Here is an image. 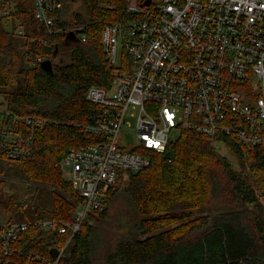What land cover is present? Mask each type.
I'll list each match as a JSON object with an SVG mask.
<instances>
[{
	"label": "trees",
	"instance_id": "obj_1",
	"mask_svg": "<svg viewBox=\"0 0 264 264\" xmlns=\"http://www.w3.org/2000/svg\"><path fill=\"white\" fill-rule=\"evenodd\" d=\"M0 2L15 4L11 17L0 19V97L5 96L0 107L46 122L34 133L31 157L14 162L0 150V162L16 165L30 182L53 188L52 207L29 214L24 199H2L5 183L0 180V212L9 216L6 223L29 225L12 248V264L53 263L59 250L63 253L58 264H264V207L249 179L206 138L189 131L180 132L163 154L145 152L149 168L121 173L104 197L102 209L88 213L91 220H106L110 204L123 188L136 218L132 226L136 237L118 241L109 252L102 249L97 232L86 220L72 238L45 231L40 222L75 220L80 199L59 164L70 150L98 142L84 131L99 113L86 96L91 88L109 89L112 84L114 69L108 65L100 36L107 24L119 21L122 6L104 11L98 6L115 3L59 0L63 8L57 13V28L83 27L87 34L85 43H69L66 34L48 36L34 18L31 0ZM79 4L85 15L70 12ZM18 23L25 32L23 48L14 44L19 37L12 32ZM45 61H51V72L42 68ZM12 121L0 115V124L11 126ZM225 142L236 162L248 167L264 196V149H248L232 136ZM213 203L221 208L216 215L169 229Z\"/></svg>",
	"mask_w": 264,
	"mask_h": 264
},
{
	"label": "built area",
	"instance_id": "obj_2",
	"mask_svg": "<svg viewBox=\"0 0 264 264\" xmlns=\"http://www.w3.org/2000/svg\"><path fill=\"white\" fill-rule=\"evenodd\" d=\"M31 1L49 37L87 41L83 27L57 28L59 0ZM111 1L98 8L122 6L119 21L100 36L114 78L109 89L94 87L86 96L99 113L84 131L98 142L70 150L59 164L80 199L75 220L39 223L71 238L89 212L102 209L120 174L149 168L145 152L165 153L174 132L196 133L218 153H229V136L248 149H264V0ZM14 10L13 2L0 4V19ZM14 34L25 32L18 27ZM0 115L13 119L11 126L0 124V150L14 162L31 157L34 133L46 122L1 107ZM28 227L0 224V264H12V248ZM62 253L49 264H58Z\"/></svg>",
	"mask_w": 264,
	"mask_h": 264
},
{
	"label": "rangeland",
	"instance_id": "obj_3",
	"mask_svg": "<svg viewBox=\"0 0 264 264\" xmlns=\"http://www.w3.org/2000/svg\"><path fill=\"white\" fill-rule=\"evenodd\" d=\"M0 4L3 3L0 2ZM70 12L85 15V11L80 4L73 6V8L70 9ZM11 14L6 18H10ZM18 27H21V24L18 23V25H16L14 28V31ZM14 31L12 32L13 34ZM16 37H19V40L15 41L14 44L18 48H23V39L21 40V37H24V35ZM4 98L5 96H1L0 100L4 101ZM178 138L179 134L174 132L173 140L175 141ZM219 154L228 158L235 170L249 179V182L251 183L260 204L264 207V196L260 194L258 188L254 184L255 177L253 175L250 177L249 174H251V172L249 171L248 167L246 169L242 168L241 164L237 163L235 158L230 153H226L223 149L220 150ZM62 171L64 179L69 181L70 177L68 175V169H62ZM0 180L4 181L5 183L2 199L5 201H9L10 199H24L25 201L23 202H25V206L27 210H29V214H32L35 212V210H49L52 207L53 188L44 184L30 182L24 177L16 165L10 164L7 161L0 162ZM123 187H125V185H123ZM220 211L221 208L219 207V204L213 203L204 210H195L189 220L183 223L174 224L169 227V229L171 230L176 227L186 226L183 224L189 223L193 220H198L205 215L214 216ZM8 217L9 216L0 212V224H5L8 221ZM134 220H136V218L128 200L126 199V196L123 193V188H121V192L119 193L118 197L110 204L106 220H91L90 216H87L86 218V221L89 222L97 232V238L100 241L102 249L109 252L114 250L118 241L128 237H136L132 231V226L135 222Z\"/></svg>",
	"mask_w": 264,
	"mask_h": 264
},
{
	"label": "water",
	"instance_id": "obj_4",
	"mask_svg": "<svg viewBox=\"0 0 264 264\" xmlns=\"http://www.w3.org/2000/svg\"><path fill=\"white\" fill-rule=\"evenodd\" d=\"M42 68L45 69L47 72H51L53 70L51 61H45L42 64ZM56 256H57V253L55 254L54 257H56Z\"/></svg>",
	"mask_w": 264,
	"mask_h": 264
},
{
	"label": "bare ground",
	"instance_id": "obj_5",
	"mask_svg": "<svg viewBox=\"0 0 264 264\" xmlns=\"http://www.w3.org/2000/svg\"><path fill=\"white\" fill-rule=\"evenodd\" d=\"M38 62V61H37Z\"/></svg>",
	"mask_w": 264,
	"mask_h": 264
}]
</instances>
